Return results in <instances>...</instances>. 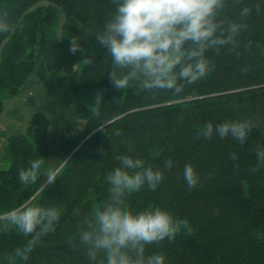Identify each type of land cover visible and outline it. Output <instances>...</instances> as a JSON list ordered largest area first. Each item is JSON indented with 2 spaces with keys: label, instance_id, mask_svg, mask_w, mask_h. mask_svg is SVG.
<instances>
[{
  "label": "trees",
  "instance_id": "obj_1",
  "mask_svg": "<svg viewBox=\"0 0 264 264\" xmlns=\"http://www.w3.org/2000/svg\"><path fill=\"white\" fill-rule=\"evenodd\" d=\"M244 7L250 13L241 54L209 53L214 70L174 95L135 84L117 90L109 80L111 57L95 36L114 11V0H0V18L16 24L14 32L0 33V96L15 97L31 76L60 70L103 90L99 110L81 107L83 127L60 135L63 165L54 183L48 184L44 173L50 154V121L44 113H33L23 133L7 138L9 166L0 168V211L30 199L58 206L62 215L26 261L14 250L30 237L14 227L0 231V264H89L79 230L84 217L91 218L109 196L106 176L120 165L116 157L122 154L140 157L145 166L164 173L159 185L146 184L127 195L126 205L134 212L167 209L192 229L149 244L148 253L162 252L165 264H264V166L257 168L256 158L257 147L264 145V0H226L223 16L240 19ZM60 15L65 17L61 33ZM71 37L82 50L70 51ZM245 119L255 126L244 144L202 135L209 121ZM38 158L37 179L22 184L19 168ZM189 163L200 177L193 188L183 176Z\"/></svg>",
  "mask_w": 264,
  "mask_h": 264
},
{
  "label": "clouds",
  "instance_id": "obj_2",
  "mask_svg": "<svg viewBox=\"0 0 264 264\" xmlns=\"http://www.w3.org/2000/svg\"><path fill=\"white\" fill-rule=\"evenodd\" d=\"M115 8L95 36L96 42L110 55L109 80L117 90L135 84L146 90H169L174 95L206 77L215 68L209 53L221 50L240 55L241 34L249 28L248 7L240 19L223 16L226 0H114ZM16 24L0 18V33H12ZM70 51L82 50L75 37ZM251 41L244 43L248 48ZM102 94L96 96L95 106L101 107ZM255 122L225 120L204 126L206 139L231 137L246 143ZM237 159L235 153L231 154ZM257 168L264 166V145L256 149ZM120 165L107 173L109 196L97 207L91 218L84 217L79 241L84 246L89 264H165L162 252L148 253L149 244L165 238L172 240L181 229L191 232L189 222L177 221L161 207L132 211L125 203L127 195L139 192L146 184L159 185L164 179L160 168L144 165L140 157L122 154L116 157ZM42 159L21 166L19 181L28 185L37 179ZM168 167L172 160L166 161ZM257 168H253L256 171ZM47 183L56 181L57 170L45 168ZM184 179L189 188L197 186L200 177L192 164H185ZM62 211L58 206H42L30 199L10 209L0 211V231L16 228L30 239L14 250L21 260H28L42 237L53 230Z\"/></svg>",
  "mask_w": 264,
  "mask_h": 264
},
{
  "label": "rangeland",
  "instance_id": "obj_3",
  "mask_svg": "<svg viewBox=\"0 0 264 264\" xmlns=\"http://www.w3.org/2000/svg\"><path fill=\"white\" fill-rule=\"evenodd\" d=\"M64 21L65 17L60 15L59 33ZM98 94L103 96V90L99 85H83L60 70L47 72L42 78L31 76L15 97L1 95L3 111L0 115V168L9 166L7 138L13 134L23 133L31 115L40 111L50 121L48 167L58 171L63 165V156L57 145L60 135L63 132L75 133L83 127L85 119L80 109L84 107L95 110Z\"/></svg>",
  "mask_w": 264,
  "mask_h": 264
},
{
  "label": "water",
  "instance_id": "obj_4",
  "mask_svg": "<svg viewBox=\"0 0 264 264\" xmlns=\"http://www.w3.org/2000/svg\"><path fill=\"white\" fill-rule=\"evenodd\" d=\"M68 158H69V157H68ZM68 158H67V159H68ZM67 159H66V160H67Z\"/></svg>",
  "mask_w": 264,
  "mask_h": 264
}]
</instances>
